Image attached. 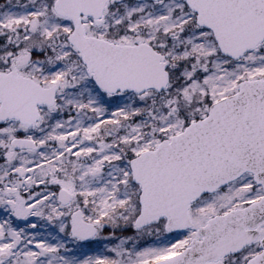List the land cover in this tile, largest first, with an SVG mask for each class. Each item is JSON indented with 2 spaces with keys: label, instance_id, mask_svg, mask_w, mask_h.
<instances>
[{
  "label": "snow or ice",
  "instance_id": "1",
  "mask_svg": "<svg viewBox=\"0 0 264 264\" xmlns=\"http://www.w3.org/2000/svg\"><path fill=\"white\" fill-rule=\"evenodd\" d=\"M0 264H264V0L0 3Z\"/></svg>",
  "mask_w": 264,
  "mask_h": 264
},
{
  "label": "rangeland",
  "instance_id": "2",
  "mask_svg": "<svg viewBox=\"0 0 264 264\" xmlns=\"http://www.w3.org/2000/svg\"><path fill=\"white\" fill-rule=\"evenodd\" d=\"M4 2V0H0V3H3Z\"/></svg>",
  "mask_w": 264,
  "mask_h": 264
}]
</instances>
